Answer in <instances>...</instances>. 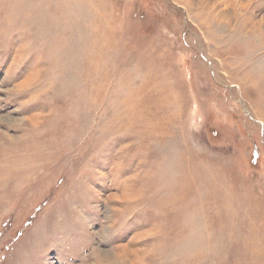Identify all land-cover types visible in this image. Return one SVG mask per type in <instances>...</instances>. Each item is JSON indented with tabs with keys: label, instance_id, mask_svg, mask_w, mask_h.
I'll return each mask as SVG.
<instances>
[{
	"label": "rangeland",
	"instance_id": "374dc122",
	"mask_svg": "<svg viewBox=\"0 0 264 264\" xmlns=\"http://www.w3.org/2000/svg\"><path fill=\"white\" fill-rule=\"evenodd\" d=\"M0 264H264V0H0Z\"/></svg>",
	"mask_w": 264,
	"mask_h": 264
}]
</instances>
